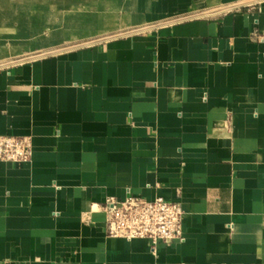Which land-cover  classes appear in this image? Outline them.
<instances>
[{"label":"crops","instance_id":"1","mask_svg":"<svg viewBox=\"0 0 264 264\" xmlns=\"http://www.w3.org/2000/svg\"><path fill=\"white\" fill-rule=\"evenodd\" d=\"M100 7L148 25L0 66V134L31 144L0 161V264H264V0ZM129 195L178 201L182 238L108 236Z\"/></svg>","mask_w":264,"mask_h":264},{"label":"rangeland","instance_id":"2","mask_svg":"<svg viewBox=\"0 0 264 264\" xmlns=\"http://www.w3.org/2000/svg\"><path fill=\"white\" fill-rule=\"evenodd\" d=\"M102 2L110 0H0V66L148 25L102 29L119 13Z\"/></svg>","mask_w":264,"mask_h":264},{"label":"built area","instance_id":"3","mask_svg":"<svg viewBox=\"0 0 264 264\" xmlns=\"http://www.w3.org/2000/svg\"><path fill=\"white\" fill-rule=\"evenodd\" d=\"M29 137L0 134V161L19 162L30 158ZM108 236L125 239L145 238L152 249L159 242L182 238L183 211L178 201L157 195L151 200L126 196L122 200L106 198L100 204Z\"/></svg>","mask_w":264,"mask_h":264}]
</instances>
